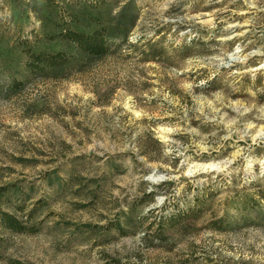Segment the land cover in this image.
Instances as JSON below:
<instances>
[{"label":"rangeland","instance_id":"1","mask_svg":"<svg viewBox=\"0 0 264 264\" xmlns=\"http://www.w3.org/2000/svg\"><path fill=\"white\" fill-rule=\"evenodd\" d=\"M133 1L110 56L39 76L75 0H0V210L34 231L0 264H264V0Z\"/></svg>","mask_w":264,"mask_h":264},{"label":"trees","instance_id":"2","mask_svg":"<svg viewBox=\"0 0 264 264\" xmlns=\"http://www.w3.org/2000/svg\"><path fill=\"white\" fill-rule=\"evenodd\" d=\"M138 13L133 0L125 2L117 11H114L106 0H75L74 6L67 7L66 13L60 15L54 23L55 33L49 37V40L64 42L70 51L48 52L27 47L23 50L26 57L24 68L30 74L46 76L74 62L91 63L108 57L113 52V42L123 43L128 40L138 21ZM20 85L14 84L15 87ZM11 190L12 187L2 191L0 195L4 196ZM178 217L180 215H171L169 220L173 221ZM25 224L26 221L0 210V229L17 234L34 232L28 231ZM154 225L155 223L149 225L147 234L156 233L155 238L163 240L164 231L160 229L157 233L156 229L152 230ZM158 227L162 228L161 225Z\"/></svg>","mask_w":264,"mask_h":264},{"label":"built area","instance_id":"3","mask_svg":"<svg viewBox=\"0 0 264 264\" xmlns=\"http://www.w3.org/2000/svg\"><path fill=\"white\" fill-rule=\"evenodd\" d=\"M251 2H259V1H262V0H250Z\"/></svg>","mask_w":264,"mask_h":264}]
</instances>
